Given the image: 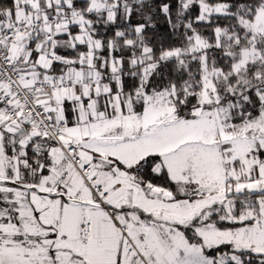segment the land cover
<instances>
[{
	"label": "snow or ice",
	"instance_id": "6c2138e0",
	"mask_svg": "<svg viewBox=\"0 0 264 264\" xmlns=\"http://www.w3.org/2000/svg\"><path fill=\"white\" fill-rule=\"evenodd\" d=\"M0 264H264V0H0Z\"/></svg>",
	"mask_w": 264,
	"mask_h": 264
}]
</instances>
